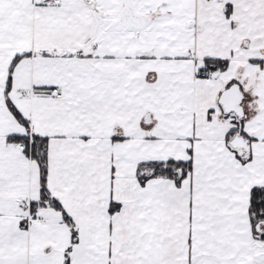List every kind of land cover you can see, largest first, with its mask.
I'll return each instance as SVG.
<instances>
[{"label": "snow or ice", "instance_id": "obj_1", "mask_svg": "<svg viewBox=\"0 0 264 264\" xmlns=\"http://www.w3.org/2000/svg\"><path fill=\"white\" fill-rule=\"evenodd\" d=\"M0 264H264V0H0Z\"/></svg>", "mask_w": 264, "mask_h": 264}]
</instances>
